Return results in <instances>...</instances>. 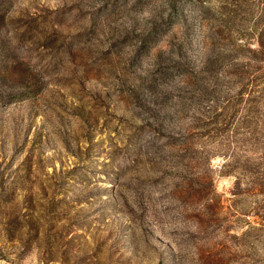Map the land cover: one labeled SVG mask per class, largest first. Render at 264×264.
Wrapping results in <instances>:
<instances>
[{
    "label": "rangeland",
    "instance_id": "obj_1",
    "mask_svg": "<svg viewBox=\"0 0 264 264\" xmlns=\"http://www.w3.org/2000/svg\"><path fill=\"white\" fill-rule=\"evenodd\" d=\"M0 264H264V0H0Z\"/></svg>",
    "mask_w": 264,
    "mask_h": 264
}]
</instances>
